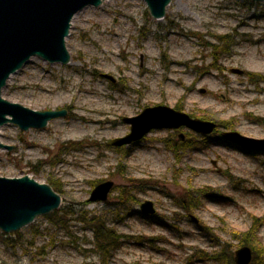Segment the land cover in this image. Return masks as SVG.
<instances>
[{
	"label": "rangeland",
	"instance_id": "374dc122",
	"mask_svg": "<svg viewBox=\"0 0 264 264\" xmlns=\"http://www.w3.org/2000/svg\"><path fill=\"white\" fill-rule=\"evenodd\" d=\"M224 35L230 52L215 55L212 46ZM66 47L68 64L33 57L2 89L9 102L66 114L43 129L3 125L0 142L12 149H0V177L55 182L59 208L105 215L127 237L107 264H213L203 254L242 246L233 234L247 231L254 216L262 224L253 245L264 246V153L219 142L224 131L264 139V125L254 121L264 117V79L250 75L264 78V2L171 0L155 20L143 0H104L73 17ZM156 105L217 128L209 136L152 130L136 144L109 145L129 133L122 118ZM175 139L187 145L174 154ZM137 180V202H120L118 187ZM104 181L114 185L108 199L87 202ZM193 190L201 191L200 205L184 211L176 198ZM144 200L155 208L146 218L138 214ZM46 216L0 231V264L98 263L86 251L89 231L68 218L66 233Z\"/></svg>",
	"mask_w": 264,
	"mask_h": 264
},
{
	"label": "water",
	"instance_id": "95a60500",
	"mask_svg": "<svg viewBox=\"0 0 264 264\" xmlns=\"http://www.w3.org/2000/svg\"><path fill=\"white\" fill-rule=\"evenodd\" d=\"M104 0H0V129L13 124L20 131L43 129L54 118L62 117L66 110L35 111L2 97L8 79L31 58L49 64H68L70 54L66 37L73 17L83 8L99 6ZM152 18L161 20L171 0H143ZM264 2V0H250ZM230 72L242 75L243 71ZM130 125L123 138L109 142L113 147L138 143L152 130H177L185 128L199 136H209L217 124L192 118L188 114L156 105L144 108L137 116L122 118ZM182 139V135H179ZM221 138L245 152L264 153V139L242 136L234 131H224ZM0 149L12 147L0 142ZM112 181L96 184L90 191L88 202H105L113 188ZM61 197L48 183H39L29 175L14 178L0 177V231L8 234L31 224L38 216L58 210ZM155 213L151 201L139 204L138 214L148 217ZM252 250L242 245L233 251L234 264H249Z\"/></svg>",
	"mask_w": 264,
	"mask_h": 264
},
{
	"label": "trees",
	"instance_id": "16d2710c",
	"mask_svg": "<svg viewBox=\"0 0 264 264\" xmlns=\"http://www.w3.org/2000/svg\"><path fill=\"white\" fill-rule=\"evenodd\" d=\"M218 45L214 44L212 47L215 49V55H224L230 52L231 40L230 36L224 35L217 39ZM219 60L218 57H213V63H216ZM217 67L214 66V69ZM251 77L255 79L263 80L264 78L260 75L250 74ZM254 121L259 124L264 125V117H258ZM222 127L228 128L230 125L228 123L220 124ZM172 149L174 154L180 148H183L187 144L179 140L172 141ZM185 142H187L185 140ZM119 151V148L116 149ZM258 154V152H255ZM253 154V153H252ZM136 183H133L131 187L122 186L118 187L120 191V202L122 203H134L137 202L136 197L131 193L133 189L137 191L140 190V187L143 186L141 181L137 180ZM93 183V182H92ZM139 183V185H137ZM52 188L59 193V189L56 186L55 182H48ZM117 189V188H116ZM200 190H193L189 194H181L176 198L177 205L184 211H190L194 207L200 205L198 204L195 195L200 193ZM88 202V201H87ZM86 204V203H85ZM84 204V205H85ZM83 205V206H84ZM47 219L58 226L60 229H66L68 233V226L66 225L67 219L71 218V221H74L76 224L81 225V228L84 231H89L91 233V240L88 243L91 245V248L86 250L87 252L93 253L98 259L97 264H107L112 254L124 243L127 237L117 233L116 229L108 224L106 216L103 214H94L84 210L82 208L75 209L72 206L59 208L49 214H47ZM262 221L258 217H253L250 227L247 231L242 233V235L237 236L233 234V237H238L241 245H247L252 250V258L249 264H264V246L253 245L256 239V233L259 229ZM204 228V227H203ZM17 236L20 237L19 233ZM204 253V252H203ZM204 259L211 261L213 264H234L232 257L233 251L230 249L228 244L220 245L219 250L212 252L210 254H203ZM83 264H96L92 262H84Z\"/></svg>",
	"mask_w": 264,
	"mask_h": 264
},
{
	"label": "flooded vegetation",
	"instance_id": "af4514ba",
	"mask_svg": "<svg viewBox=\"0 0 264 264\" xmlns=\"http://www.w3.org/2000/svg\"><path fill=\"white\" fill-rule=\"evenodd\" d=\"M173 131V130H172ZM219 142H221V143H224L225 145H230V146H234L233 144H230L229 142H225V141H221V140H219ZM235 147V146H234ZM236 148V147H235Z\"/></svg>",
	"mask_w": 264,
	"mask_h": 264
},
{
	"label": "bare ground",
	"instance_id": "6f19581e",
	"mask_svg": "<svg viewBox=\"0 0 264 264\" xmlns=\"http://www.w3.org/2000/svg\"><path fill=\"white\" fill-rule=\"evenodd\" d=\"M170 4V3H169Z\"/></svg>",
	"mask_w": 264,
	"mask_h": 264
}]
</instances>
